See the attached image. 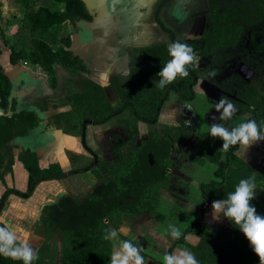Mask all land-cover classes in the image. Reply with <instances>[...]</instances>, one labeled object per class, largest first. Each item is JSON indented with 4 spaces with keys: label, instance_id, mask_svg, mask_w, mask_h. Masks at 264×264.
Returning <instances> with one entry per match:
<instances>
[{
    "label": "flooded vegetation",
    "instance_id": "flooded-vegetation-1",
    "mask_svg": "<svg viewBox=\"0 0 264 264\" xmlns=\"http://www.w3.org/2000/svg\"><path fill=\"white\" fill-rule=\"evenodd\" d=\"M77 3L78 20L75 25H67L76 32L74 36H80L79 54L74 55L72 51L81 59L77 67L71 69L56 62L53 75H50L40 65L32 64L34 70L20 67L19 63L25 60L13 64L10 56L6 65L2 62L0 66V184L5 187L0 195L1 213L11 196L31 199L41 186L49 183L54 186L55 193L43 208V223L44 218L50 217L47 209L59 202L70 197L83 202L90 196L101 184V178H108L103 170L100 172L101 165L117 162L118 151L128 157L139 152L137 147L152 143L159 149L170 147L171 157L167 176L162 173V181L152 187V202L145 204L147 208L150 204L153 208L157 205V215L146 212L135 215L138 211L134 212L121 222L120 228L151 225L159 220L163 225L174 222L180 227L181 216H192L189 223H199L183 228L185 236L172 241V248L182 245L187 235L195 234L194 231L199 229L202 233L211 232L216 242L245 239L240 237L245 235L239 228L226 217L221 216L213 227H209L212 201L200 202L197 208L201 186H209V163L199 162L198 140L209 137V123L215 114L220 115L209 99L214 90L224 95L219 89H225L228 100L238 109L231 121L264 120V0H77ZM176 41L190 45L196 61L190 67L192 73L188 77L177 79L152 122L138 121L134 133L121 122L126 114L96 123V116L75 113L73 97L88 90L84 79L101 87L106 100L112 107H117L121 97L115 78L118 77L122 84L129 79L132 56L142 50H151L149 54L161 52L171 58L168 45ZM72 46L64 48L72 50ZM98 46L112 59L107 58V64L104 59V63L97 62L107 69L112 60L118 65L117 71L107 69L106 75L94 71L98 65L91 60L93 58L88 59L87 52ZM93 53L91 56L97 60L98 51ZM61 79L65 83L72 81L73 90L64 88L65 93H58ZM186 121L191 123L186 125ZM90 138L93 141L89 142ZM258 144L264 148V140ZM240 150L238 145L224 152L223 160L234 153L252 167L255 176L260 177L251 204L264 216V202L256 198L261 197L258 190L264 187L263 152H259L261 157L257 166L255 160L252 163L242 157ZM257 155L255 152V159ZM87 159L91 161L86 162ZM148 160L151 166L157 163L152 152L148 153ZM166 163L168 160L162 158V164L165 166ZM28 165L40 172L31 174ZM23 174L27 175L25 190L17 186V177L21 178ZM172 196L180 203V212L169 219L159 213V209L163 201L171 204ZM194 199L196 204L189 202ZM192 207L198 209L197 214H184ZM109 224L114 222L109 221ZM48 227L49 234L41 243V246H48L44 264L48 258L58 264L64 233L56 225ZM166 230L159 224L149 229L155 234H167ZM199 239L196 247L201 244ZM145 241L153 247L161 245L148 235Z\"/></svg>",
    "mask_w": 264,
    "mask_h": 264
},
{
    "label": "trees",
    "instance_id": "trees-1",
    "mask_svg": "<svg viewBox=\"0 0 264 264\" xmlns=\"http://www.w3.org/2000/svg\"><path fill=\"white\" fill-rule=\"evenodd\" d=\"M77 4V0H53L52 7L54 8L42 5L37 10L29 9L25 14L28 25L26 29L32 34H38L39 38H32L25 42L21 40L22 44H17L20 46L18 50L15 49V46L11 47L10 60L12 63L25 60L33 65L42 66L50 75H53V65L56 62L71 69L77 67L81 63V59L78 56L75 57L71 49L65 50L64 48L65 46L71 47L73 43L72 38L64 32L68 23L75 25L78 20L79 8ZM60 44L61 46H59ZM143 51L133 53L131 72L125 83L122 84L118 77L115 78V84L121 97V102L117 107L110 105L101 87L84 79L88 90L73 97L75 113L84 112L86 115L96 116V123L126 114L121 122L134 133L138 121L152 122L158 109L169 97L170 91L174 89L177 80L176 83L168 85L163 90L157 87L160 79L158 73L171 58L167 54H160L161 52L154 51L155 53L149 54L148 52L151 50ZM189 73H192L190 68ZM219 90L224 95H219L214 90L213 97L209 96L214 106L222 97L229 99L225 94V89ZM214 122L219 121L212 119L209 126ZM224 123L226 126L232 127L243 122L226 121ZM257 124L264 131V120L258 121ZM183 142L184 139L180 141L181 144ZM222 144L221 139L213 138L210 135L198 140L199 162L209 163V186L204 184L201 186V200H199L201 203L222 200L228 193L234 191L241 179L255 176L252 167L234 153L228 154L227 160L224 161V152L220 151ZM136 151L139 152L128 157H123L122 153L118 151L117 162L111 165H101L100 172L103 170L108 178H101V184L83 202L70 197L59 202L55 207L47 209L50 217L44 218L43 222L46 235L49 234L48 226L56 225L65 237L58 257V264H110L112 244L103 238L105 229H120L121 222L137 211L138 213L135 215L142 212L151 213L153 216L157 215L155 212L157 205L154 208L152 204L149 208L146 205L149 201L152 202V187L162 181V173L165 172L167 176L166 168L171 162L170 147L159 149L150 143L142 145L140 148L137 147ZM149 152L155 155L157 163L154 166H151L148 160ZM162 158L166 162L168 160L165 166L162 164ZM130 164H133V167ZM27 168L31 174L40 172L30 165ZM110 169L111 171H109ZM164 179L166 180L165 176ZM259 180L260 177L255 176V182ZM197 194L200 196L199 193ZM154 200L157 202L155 198ZM151 208L153 210L149 211ZM1 211L0 209V214ZM191 219L181 216L180 225L187 229L189 226L194 227L193 224L199 223L196 221L191 224L189 223L192 221ZM109 221L114 224L110 226ZM159 226L161 225L159 224ZM183 228L182 233H184ZM166 231L168 232V229ZM194 232L201 238L200 246L193 248L200 264L260 263L259 257L244 236L240 237L245 239L237 241L222 239L216 242L211 232L209 234L202 233L200 229ZM167 234L170 235L169 232ZM121 239L129 238L122 235ZM169 239L175 240L171 236ZM46 248H48L46 245L35 248L39 259L33 264H44ZM171 249L172 247L168 251ZM142 255H145L143 251ZM0 264H22V262L0 256Z\"/></svg>",
    "mask_w": 264,
    "mask_h": 264
},
{
    "label": "clouds",
    "instance_id": "clouds-1",
    "mask_svg": "<svg viewBox=\"0 0 264 264\" xmlns=\"http://www.w3.org/2000/svg\"><path fill=\"white\" fill-rule=\"evenodd\" d=\"M170 60L158 73L160 77L157 87L161 90L173 84L178 78H186L189 68L196 61L194 49L187 43L180 41L168 45ZM214 76L215 73H212ZM215 111L220 113L213 116L214 122L209 126L208 135L223 141L220 151L227 152L235 146H251L264 140V131L261 130L256 120H248L237 126H226L224 122L231 121L238 112L236 106L228 99L220 98L215 103ZM186 125L191 121H186ZM255 176L241 179L234 191L227 194L222 200L212 203L213 216L226 217L245 235L250 246L259 257L260 264H264V216L257 213V209L251 204L256 192ZM216 218V219H219ZM127 228L105 229L104 240L112 244L110 264H145L142 255V246H137L129 239H121L127 235ZM170 236L179 240L184 233L179 227L169 224ZM186 238V237H185ZM0 256L13 261H21L22 264H33L39 259L37 250L30 243L29 234L18 229L5 217L0 216ZM164 264H200L195 254L187 249L171 252L163 257Z\"/></svg>",
    "mask_w": 264,
    "mask_h": 264
},
{
    "label": "crops",
    "instance_id": "crops-1",
    "mask_svg": "<svg viewBox=\"0 0 264 264\" xmlns=\"http://www.w3.org/2000/svg\"><path fill=\"white\" fill-rule=\"evenodd\" d=\"M263 141V140H262ZM257 142L251 146H241L240 155L244 158H248V161L255 160V165L258 166L259 164V157H261L259 152H262L264 155V148L259 147ZM255 148H257L255 150ZM258 153V158L255 159V152ZM254 156V158H253ZM253 158V160H252ZM264 162V161H263ZM10 184V182H9ZM27 184V175H21L17 177V186L20 187L21 190H25ZM54 186L49 183H45L43 186L40 187L38 193L35 197L31 199H24L18 198L15 196H11L8 202L4 205V210L0 214V216L5 217L10 223L14 224L18 229L26 231L29 234L30 243L34 248L41 246L42 241L44 240V236L46 234L43 231V223H42V214L43 208L52 198V195L55 193ZM5 191V187L0 184V195ZM213 203V201H212ZM209 206V227H213L214 224L218 222L219 217L214 218L213 216V208ZM153 225V226H152ZM156 225V224H155ZM153 223L151 225L146 226H136V227H129V232L126 235L131 241L135 242L138 246H142L143 254L145 259V264H163V257L167 255L168 252H174L180 249H187L193 253V247H196L200 239L198 235L193 234L187 235L184 243L181 245L174 246L170 251H168L172 246L173 243L169 239L168 234H155L149 229L155 226ZM179 228H183L181 225ZM147 235L149 239H154L157 241L158 244H161L160 247H153L146 243ZM156 243V244H157ZM167 251V252H166ZM46 264H57L54 261L48 258V262Z\"/></svg>",
    "mask_w": 264,
    "mask_h": 264
},
{
    "label": "rangeland",
    "instance_id": "rangeland-1",
    "mask_svg": "<svg viewBox=\"0 0 264 264\" xmlns=\"http://www.w3.org/2000/svg\"><path fill=\"white\" fill-rule=\"evenodd\" d=\"M52 4H53V0H0V66H1L2 62H3V64L6 65L8 59H9L10 53H11V47L15 46V49L18 50L20 48V46L17 44H22V42H25L26 40H31L32 38L33 39L39 38L38 34H32L26 29L28 26L27 22H26L27 20L25 19L26 12L31 8H33L34 10H37L42 5H47L51 8H54V7H52ZM53 32H54V30H53ZM64 33L66 35L72 36L73 40H74V37H76V36H74L76 34V32H73L72 29L66 28ZM64 33L62 31V34H64ZM21 40H22V42H21ZM53 48H54V45H53ZM95 50L98 51L97 60L95 59L94 56H91L92 54L94 55L93 52ZM72 51H74L77 54L80 51V46H78V45L72 46ZM87 53L89 54L88 59L93 58L91 60L95 61V65H98L95 67V70H94L95 72H97V74L104 75L105 72L107 71V69L108 70L112 69V71H117L118 65L114 64L112 62V60H110L112 65H109V66L107 65L108 68L105 69L106 67L103 63L105 62V64H107V58H109V59H112V58H110L108 55H106L107 54L106 52L103 53L99 46L90 48V51ZM102 59H104V62ZM97 61L98 62L101 61L103 63H98ZM19 65H21L20 67H28V68H32L33 70L35 69V66L33 67V65L31 63H28V62L22 61L19 63ZM118 73L121 74L122 72H118ZM68 76H69V74H68ZM63 82H64V80L61 79V87L57 90L58 93H61V94L65 93L64 88H68V89L70 88L71 91L73 90L72 89L73 88V82L72 81H66V83L64 82V84H63ZM68 92H69V90H68ZM205 118H207V117H205ZM88 140H89V142L93 141L92 138H90ZM262 152H263V150H262ZM90 161H91V159L86 160V162H90ZM261 168H262V166H261ZM258 192L261 194V197L257 196L256 198L262 199V201L264 202V197H263L264 196V187L260 188L258 190ZM189 202L192 204H196L195 199L191 200ZM200 202L201 201H199L197 203V208H198ZM179 205H180V203L177 202L176 197L172 196L171 204H169L167 201H163V206L161 209H159V213H161L165 217H169V219H172L173 216H175L177 213L180 212L179 211ZM168 206L171 208L167 209ZM263 206H264V204H263ZM197 208L192 207L190 209L189 213L186 212V210H185L184 214L193 215L195 212L197 214V212H198ZM189 218H192V216H190ZM155 224H160L162 228L165 227L166 229H168V225H163V223H160V221L156 222ZM169 224L175 225L174 222H171Z\"/></svg>",
    "mask_w": 264,
    "mask_h": 264
},
{
    "label": "water",
    "instance_id": "water-1",
    "mask_svg": "<svg viewBox=\"0 0 264 264\" xmlns=\"http://www.w3.org/2000/svg\"><path fill=\"white\" fill-rule=\"evenodd\" d=\"M232 1H243V0H232ZM82 35H87V32H82L81 33ZM78 35V34H77ZM78 38H80V36H76L75 37V39H74V41H73V46L74 45H78ZM86 50L88 51V48L86 47ZM74 52V51H73ZM79 54V52L76 54L75 52H74V55H78Z\"/></svg>",
    "mask_w": 264,
    "mask_h": 264
}]
</instances>
